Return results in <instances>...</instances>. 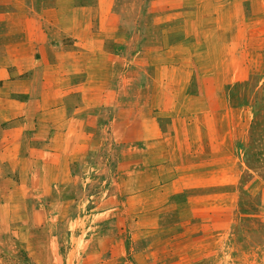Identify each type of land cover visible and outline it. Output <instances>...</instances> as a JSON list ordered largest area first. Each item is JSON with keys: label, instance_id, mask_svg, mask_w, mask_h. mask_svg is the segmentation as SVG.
Wrapping results in <instances>:
<instances>
[{"label": "rangeland", "instance_id": "rangeland-1", "mask_svg": "<svg viewBox=\"0 0 264 264\" xmlns=\"http://www.w3.org/2000/svg\"><path fill=\"white\" fill-rule=\"evenodd\" d=\"M10 1L0 0V56ZM104 3L118 22L113 50L106 45L118 61L107 88L123 74L131 80L123 111L97 109L77 126L96 145L62 147L56 134L60 161L50 154L22 187L17 174L0 179V264H264V16L243 17L250 27L239 48L232 3L215 20L185 0ZM206 91L207 113L185 98L190 108L175 112L165 99ZM201 118L209 126H186Z\"/></svg>", "mask_w": 264, "mask_h": 264}, {"label": "crops", "instance_id": "crops-1", "mask_svg": "<svg viewBox=\"0 0 264 264\" xmlns=\"http://www.w3.org/2000/svg\"><path fill=\"white\" fill-rule=\"evenodd\" d=\"M185 1L200 3L197 7L204 6L206 9L204 13L197 11L196 14H207L209 18L214 16V20L223 17L221 11L223 8L226 10V3H232L236 11V25L234 24L235 29L231 33L236 35L233 43L239 48L246 40V28L250 27L248 25L242 29L243 17L248 16L251 20L264 16V0ZM37 2L44 6L39 7ZM104 2L106 0H16L14 4L8 2L12 10L2 18L11 24L8 30L9 43L7 46L2 45L4 53L0 56L1 180L8 175L13 177L17 174L22 187L33 180L37 163H48L53 151L51 147L58 145L56 134L63 138L59 140L62 147L79 148L82 143L88 146L96 145L95 142L91 143V140L88 143L80 140L77 126H82L97 109L104 111L115 106L123 111L124 101L121 93L131 80L126 73L115 86L112 83L107 88L105 74L109 69L111 76L114 73L112 61H118L113 54L107 55L106 45L110 46L109 51L113 50L110 43L112 38L108 39V36L115 33L118 22L112 6H105ZM246 2L249 3L248 9L244 8ZM21 3L25 5L21 6ZM36 19H40L44 25L32 27ZM13 20H16V24ZM201 27L196 28V34L202 35ZM248 36H251L250 51L255 58L259 57V51H263V48L260 50L257 47L253 34ZM34 61L40 68H33ZM117 69L115 68V71ZM169 75L170 78H179L178 70L173 68L169 69ZM184 75L182 80L188 82L192 72L189 74L186 71ZM209 97L206 91L204 96L171 94L165 99L171 101L174 107L172 110L175 112L182 104L190 108L182 101L185 98L187 103L196 105V108L191 107L192 110L200 108L207 113L210 107L206 99ZM119 99L120 103L116 102ZM139 102L137 100L136 105H139ZM216 102L219 107V103H222L221 93L216 92ZM143 107L146 106L142 104V107L132 112L133 124L144 117V111H141ZM172 115L174 118V112ZM180 124L181 122L176 120L172 126ZM186 126L202 127L209 126V123L201 118L198 124L190 121ZM42 132L44 135L39 139ZM189 134L192 132L189 131ZM192 143L194 142L190 139V144ZM53 155L58 163V154ZM45 172L47 175L48 169Z\"/></svg>", "mask_w": 264, "mask_h": 264}]
</instances>
